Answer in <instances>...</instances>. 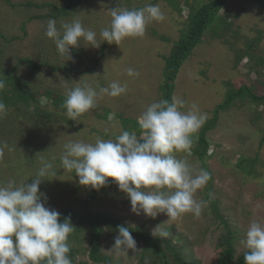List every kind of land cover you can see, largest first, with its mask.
I'll list each match as a JSON object with an SVG mask.
<instances>
[{
    "label": "rangeland",
    "instance_id": "obj_1",
    "mask_svg": "<svg viewBox=\"0 0 264 264\" xmlns=\"http://www.w3.org/2000/svg\"><path fill=\"white\" fill-rule=\"evenodd\" d=\"M70 1L79 0H0V76L13 72L38 97L37 101L30 100L28 114L12 107L0 119V145L9 146L0 157V184L31 183L41 158L50 161L56 175L41 183L40 192L47 197L46 206L60 214L67 208L83 211V202L93 190L80 186L74 171L66 172L62 168L64 145L77 141L95 143L97 137L115 140L124 131L123 119L138 122L148 105L162 99L163 58L170 54L186 25L189 4L202 5L209 0H190L189 4L186 0H91L80 4L76 11L72 9L56 18L51 16L54 9L50 7L26 6L53 4L62 8ZM148 4L159 5L165 19L150 22L142 38H126L119 46L108 44L104 59L96 66L101 47L91 48L81 42L79 48L71 50L72 59L68 61L57 53L54 42L45 35L49 19L56 20L62 34L61 22L79 17L86 28L97 33L102 46L105 41L100 40L99 33L111 22L110 10L141 9ZM220 15L222 19L209 27L203 41L181 67L173 94L186 102L181 111H187L194 102L201 113L207 114V119L233 89L248 85L253 94L264 95V64L258 63L259 59L264 60V6L251 0H228ZM258 39L250 49V44ZM243 51L248 55L237 62ZM30 62L42 67L33 69ZM64 66L81 73L65 72ZM129 67L140 73L138 78L126 75ZM88 69L93 71L85 72ZM82 77L81 86L107 87L119 81L127 84V92L117 98L98 99L96 106L82 115L79 122L71 121L65 112L52 105L43 91L66 95ZM36 104L41 112H51L52 116L40 120L34 111L31 117ZM203 125L193 137L195 143ZM263 139L264 102L255 103L244 96L220 114L216 127L208 133V156L196 157L194 142L190 154L173 153L177 159H186L197 170L203 169L211 176L195 195L197 200L207 202L199 218L187 213L167 224L164 213L154 218L143 213L136 215L131 211L130 200L119 188L105 193L99 190L91 209L111 215L126 227L141 228L152 237H155L153 230L161 226L169 233L166 238L156 235L164 240L162 246H166V241L193 264H216L229 231L239 255L246 251L241 241L250 222L253 219L264 222ZM215 202L221 217L214 211ZM118 234L114 232L113 237L103 241V254L110 257L111 264H154L156 258L134 236L137 249L142 251L135 255L130 251L126 258L108 252ZM89 240L90 235L83 232L69 242L76 250L73 264H98L90 259Z\"/></svg>",
    "mask_w": 264,
    "mask_h": 264
},
{
    "label": "clouds",
    "instance_id": "obj_2",
    "mask_svg": "<svg viewBox=\"0 0 264 264\" xmlns=\"http://www.w3.org/2000/svg\"><path fill=\"white\" fill-rule=\"evenodd\" d=\"M109 26L100 30V40L107 44L120 43L126 38H142L146 26L152 21H163L165 16L159 5L148 4L141 9L129 10L116 7L110 10ZM62 31L54 19L47 21L45 35L54 42L57 53L72 59L71 50L81 42L91 48H100L97 33L86 28L79 17L61 22ZM130 78L140 73L132 67L126 70ZM76 86L66 91L63 107L71 121L93 109L98 99L117 98L127 92V84L111 82L107 87ZM6 84L0 79V90ZM186 102L176 97L169 102L160 99L152 102L138 117L140 135L135 131H122L115 140L100 137L95 143L83 141L64 145L61 166L78 177L80 186L99 190L114 181L119 190L130 200L131 211L148 217L160 213L167 215V224L191 213L201 216L206 201L197 200L196 193L211 179L203 169L197 170L186 159H177L173 153L190 154L193 137L205 123L207 114L201 113L196 103L181 111ZM7 114V107L0 100V119ZM7 144L0 145V157ZM11 150V149H9ZM39 155V154H38ZM56 175L52 162L41 158L36 177L31 183L16 186L15 181L0 184V264H72L69 257V236L75 229L71 217L63 222L60 213L46 206L47 197L40 192L43 181ZM118 235L109 250L117 257H128L142 250L137 249L128 227L119 226ZM166 238L169 233L157 226L153 235ZM244 264H264V222L253 219L241 241ZM133 255V256H134Z\"/></svg>",
    "mask_w": 264,
    "mask_h": 264
},
{
    "label": "trees",
    "instance_id": "obj_3",
    "mask_svg": "<svg viewBox=\"0 0 264 264\" xmlns=\"http://www.w3.org/2000/svg\"><path fill=\"white\" fill-rule=\"evenodd\" d=\"M88 1L91 0L70 1L67 6L62 8L53 4H27L26 6L38 8L50 7L54 9V13L51 16L53 18H56L58 16L67 15L68 12L72 9L76 11L80 4ZM251 1L257 3L260 6H264V0ZM185 2L189 4L190 0H186ZM227 3L228 0H209L202 5L189 4V13L186 19V25L182 30H180V37L174 44L170 54L163 58V60L165 61V67L163 70L164 78L160 86L162 99H167L169 102L172 101L176 87V80L181 67L183 66L185 61L191 57L193 50L203 41L205 33L209 29V27L217 19H222L220 14L221 11L226 7ZM258 41L259 39L254 40L253 43L250 44L249 48L252 49ZM107 47L108 44L106 42L101 46L100 55L96 60L95 66L100 64L104 59L107 52ZM245 54L246 51H243V56L239 55L237 62H240L242 58L244 59L248 55L247 54L245 56ZM258 63L264 64V60L259 59ZM32 65L33 69L42 67L41 65ZM62 70L70 73H81L78 69L71 66H64ZM92 71L93 69H88L85 72L91 73ZM0 79H3L6 84V87L3 90H0V100L4 102L7 108L14 107L24 115L28 114L27 111H30L31 108V106L29 105L30 100H34V98H36L37 101L38 99V97H35V95H32V93L29 91V85L27 83L23 84L18 76H16L13 72H9L3 77L0 76ZM43 93L47 98L52 100V105L56 109H58L60 112L66 113V109L63 107V102L66 95L51 91H43ZM244 96L248 97L255 103L264 102V95L258 96L256 94H253L251 92L250 86L248 85H243L238 89H233L232 93L225 98V101L221 105L216 107L213 116L205 121L202 129L200 130L196 143L193 141L195 143L193 153L196 157H198L199 159H204L206 156H208L210 147L208 143V133L216 127L219 121L220 114L227 111L237 100V98ZM34 111L36 113V116L39 117L40 120L52 116L51 112H41V108L38 104H36V106H34V110L31 111V117H33ZM122 121L124 123V131H137L138 135H140L138 122H133L129 119H123ZM116 188H118L117 184L109 179L107 185L100 188L99 190L105 193L107 192V190ZM99 190H92L89 198L83 202V211L77 212L72 208L65 209L60 214V222H63V219L65 217L70 216L71 222L75 227V229L69 236L70 239L68 240V243L75 239H78L79 234L83 232L89 234V245L91 246L89 254L90 259L98 264H111L110 257L103 254V241L113 237L114 232H118L119 226L125 225H122L117 219L113 218L107 213L95 212L91 209V204L96 200L97 192ZM214 211L219 217H221L218 213L219 211L216 202L214 203ZM108 227L112 228V230ZM128 228L131 231L132 236L141 239L145 243L146 251L153 254V256L156 258L154 264H193L190 261L186 260L181 252L177 251L175 247H173L166 241V246L163 247V239L159 237H152L149 233L145 232L141 228ZM221 247L223 248V250L221 251L216 264H244L245 251L239 255H236L234 239L230 231L229 235L226 236L225 240L223 241ZM68 255L73 264L76 257V250L70 247V252ZM170 257H173V260H171Z\"/></svg>",
    "mask_w": 264,
    "mask_h": 264
}]
</instances>
